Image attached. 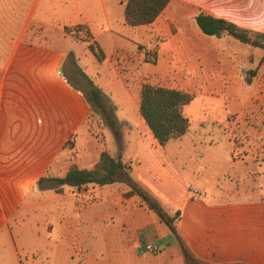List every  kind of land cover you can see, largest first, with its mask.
Returning <instances> with one entry per match:
<instances>
[{
    "label": "crops",
    "instance_id": "crops-1",
    "mask_svg": "<svg viewBox=\"0 0 264 264\" xmlns=\"http://www.w3.org/2000/svg\"><path fill=\"white\" fill-rule=\"evenodd\" d=\"M126 1L0 0V264H185L179 244L144 250L171 233L139 197L124 196L125 184L56 187L71 165L92 169L104 151L86 130L93 107L80 74L114 109L132 181L169 215L179 211L190 253L205 264H264V159L255 164L251 148L230 142L223 152L218 131L188 130L161 146L139 114L149 83L193 94L182 110L189 120L209 118L214 103L201 99L210 98L225 117L251 122L264 86L234 85L247 58L241 42L202 34L194 17L264 33V0H171L136 27L125 23ZM170 60L187 70L170 69Z\"/></svg>",
    "mask_w": 264,
    "mask_h": 264
},
{
    "label": "trees",
    "instance_id": "trees-1",
    "mask_svg": "<svg viewBox=\"0 0 264 264\" xmlns=\"http://www.w3.org/2000/svg\"><path fill=\"white\" fill-rule=\"evenodd\" d=\"M170 1L127 0L124 7L126 25L136 27L150 24L169 5ZM194 20L204 35L219 37L222 34H226L243 43L250 39L253 47L264 49V33L253 32L250 35L248 31L233 23L202 12L198 13ZM88 48L98 61L102 60V52L95 44H90ZM80 75L86 81V86H88L84 94L86 99L101 114L106 126L113 132L116 143L119 144L120 133L114 119L113 107L90 80L83 74ZM194 97L190 93L149 83L141 85L139 114L159 145L163 146L170 140L181 138L188 131L189 120L184 116L182 110ZM54 181L56 187L66 185L77 188L89 184L96 186L114 183L125 184L129 191L124 196L135 195L139 197L146 208L154 212L158 220L169 229L181 248L185 264H205L190 253L186 244L177 233L176 223L179 219V211L169 215L155 199L139 188L130 177V168L126 166L120 156L113 157L106 151H102L92 169H78L75 165H71L64 177Z\"/></svg>",
    "mask_w": 264,
    "mask_h": 264
},
{
    "label": "rangeland",
    "instance_id": "rangeland-1",
    "mask_svg": "<svg viewBox=\"0 0 264 264\" xmlns=\"http://www.w3.org/2000/svg\"><path fill=\"white\" fill-rule=\"evenodd\" d=\"M246 31H248L250 35L253 33V31L250 30ZM240 44L242 50L245 51L247 58L238 60V64L239 66H242V68L238 70V74L236 75V84L234 85L264 86V49L253 47L251 45V42H241ZM159 46L160 44H158L157 47ZM159 51V55L162 54V48H160ZM165 59H159L157 68H160L161 63L166 61ZM151 61L153 62L154 58H151ZM169 66L170 69H174L175 71L186 69L185 64L181 62L179 64L176 60H170ZM67 67L69 69V73H71V68L73 67L70 64V59H68ZM144 69L153 70L154 65L148 63L144 64ZM186 72L188 75H190L191 78L200 80V76L198 74H195L194 71ZM153 81L157 83V80ZM79 82L80 85L85 88L83 82L81 80ZM255 88L256 87H253L254 92ZM256 98V96L253 98L254 106L256 105V102H259V99L255 101ZM218 100L219 99L210 100V98H202L201 102H204L205 105L208 101L214 103L212 108H207L210 111L209 118L199 119L201 117L200 114L198 112H194V117L192 118V120L188 119L190 124L188 130L190 131V133L200 134L206 130L215 132L218 131L221 133L222 137L228 140H222L220 143V147L223 152L226 149L227 142H230L232 146L236 147L235 149H237L239 146H246L248 149L251 148L253 150V162H255V164L259 163L260 160L264 159V106L263 109H252V115L254 116V119L251 118V122L247 123L245 120V113L225 117L224 106ZM86 127L88 134L92 137H95L98 140V143L104 145V151H106L113 157L121 156V153L124 150L122 138H120V142L119 144H117L113 132L106 126L103 117L97 109L92 108V113L90 115V119L86 123ZM119 127L117 128L120 132V129H122V127ZM185 173H187V171H185ZM208 189L211 190V188ZM208 195H210V197H213L211 193ZM164 228L166 227L164 226ZM151 243L152 245H160V247L161 243H170L169 245H171V247H174L172 249V252H174L176 246H178L176 239L171 234L167 235L166 237L163 236V239L152 240ZM75 258L78 259L77 256ZM42 264H51V262L49 261L47 263L45 260H43Z\"/></svg>",
    "mask_w": 264,
    "mask_h": 264
},
{
    "label": "built area",
    "instance_id": "built-area-1",
    "mask_svg": "<svg viewBox=\"0 0 264 264\" xmlns=\"http://www.w3.org/2000/svg\"><path fill=\"white\" fill-rule=\"evenodd\" d=\"M193 194L202 195L201 193H198L196 190L193 191ZM144 250L149 252V253H152V254H158L161 251L160 248H158L157 246H154L152 244H145Z\"/></svg>",
    "mask_w": 264,
    "mask_h": 264
},
{
    "label": "water",
    "instance_id": "water-1",
    "mask_svg": "<svg viewBox=\"0 0 264 264\" xmlns=\"http://www.w3.org/2000/svg\"><path fill=\"white\" fill-rule=\"evenodd\" d=\"M246 42H247V43H250V42H251V40H250V39H248Z\"/></svg>",
    "mask_w": 264,
    "mask_h": 264
}]
</instances>
